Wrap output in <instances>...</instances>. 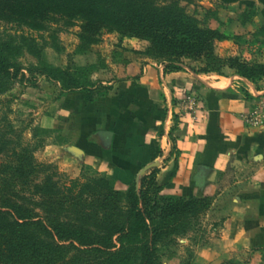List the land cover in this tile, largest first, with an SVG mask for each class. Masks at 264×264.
I'll list each match as a JSON object with an SVG mask.
<instances>
[{"label":"crops","instance_id":"crops-1","mask_svg":"<svg viewBox=\"0 0 264 264\" xmlns=\"http://www.w3.org/2000/svg\"><path fill=\"white\" fill-rule=\"evenodd\" d=\"M213 1L253 12V28L264 27V0ZM231 45L219 42L220 52ZM144 47L121 49L112 58L119 46H101L110 63L103 75L109 90L95 101H86L83 91L48 101L39 123L58 136L48 141L45 157L72 177L83 166L97 170L119 189L159 162L154 170L162 193L223 204L220 254L264 264V124L245 121L264 103V79L243 86L246 98L235 77L190 68L167 72L142 54Z\"/></svg>","mask_w":264,"mask_h":264},{"label":"trees","instance_id":"trees-1","mask_svg":"<svg viewBox=\"0 0 264 264\" xmlns=\"http://www.w3.org/2000/svg\"><path fill=\"white\" fill-rule=\"evenodd\" d=\"M0 19L37 31L52 24L70 28L79 23L80 39L90 46L112 32L147 39L166 57L162 65L167 72L187 69L182 59L217 60L214 42L222 38L157 0H0ZM240 68L241 77L255 78L252 68ZM22 71L0 44V97L14 80L24 77ZM38 71L61 82L65 93L86 92V101L109 90L100 84L81 85L70 68ZM241 92L251 97L244 89ZM45 146L46 139L36 136L33 142L15 143L9 156L14 166L0 164V264H157L158 245L177 230V224L189 225L190 216L197 217L212 205L208 196H162L153 202L150 192L159 196L164 189L157 182V170L142 178L139 191L136 182L126 192L115 191L114 180L106 176L60 184L55 181L58 168L35 158ZM7 147L0 138V155ZM71 251L77 253L69 256Z\"/></svg>","mask_w":264,"mask_h":264},{"label":"rangeland","instance_id":"rangeland-1","mask_svg":"<svg viewBox=\"0 0 264 264\" xmlns=\"http://www.w3.org/2000/svg\"><path fill=\"white\" fill-rule=\"evenodd\" d=\"M157 1L167 9L189 16L201 28L214 31L222 37L214 42L213 55L217 60L182 59L185 66L198 72L207 70V73L202 72L201 74L208 76H233L239 82L237 87L239 90L247 86L246 83L257 85L264 79V27L253 28V12L221 7L213 0ZM81 32L79 23L70 28H65L61 23L52 24L45 30L37 31L27 26L18 27L15 22L0 19L2 49L11 60L16 59L21 64L24 75V77L19 76L17 82L14 80L11 89L0 97V102H2L0 104V138L8 142L6 152L0 155V164L14 166L15 163L10 162L9 156L15 143L24 145L26 142H33L36 136V138H45L47 145L50 138L56 139L58 136L57 132H45L39 123V116L45 111L48 101L59 98L65 92L61 82H55L41 75L39 68L44 67L49 70L70 68L73 77L81 85L97 86L100 84L107 87L108 85H104L103 82H108L109 78L103 75L108 74L110 63L107 61L108 57L105 56L106 52L101 49L105 43L113 44L114 47L119 46L120 50L111 49L112 58L116 57L115 54H122L121 49L131 50L133 48L134 50L141 43L145 45L142 54L150 62L162 64L166 58L159 52H155L154 48H151V41L147 39L112 32L105 34L100 42L90 46L81 41ZM221 41L232 43L228 51L226 50L227 53L220 52L219 42ZM241 65L253 69L255 75L253 80L239 75ZM9 101H11L10 104H8ZM44 149L45 147L37 150L35 158L38 162L52 164L58 168L60 174L55 181L60 184L77 178L89 183L91 180L104 176L97 170L83 166L80 175L72 177L62 171L56 163L48 160L44 155ZM113 188L120 192L128 190L119 189L115 185ZM31 191L32 189L28 191L27 196ZM150 194L153 202L162 196L183 197L162 192L157 196L154 191ZM212 198L210 208L201 212L197 217L190 216V224L187 226L177 224V230L166 238L165 243L158 245L157 264H226L229 261L246 264L225 253L220 254L218 239L223 204L215 203V198ZM76 253L71 251L69 256Z\"/></svg>","mask_w":264,"mask_h":264},{"label":"built area","instance_id":"built-area-1","mask_svg":"<svg viewBox=\"0 0 264 264\" xmlns=\"http://www.w3.org/2000/svg\"><path fill=\"white\" fill-rule=\"evenodd\" d=\"M191 103V102H190ZM192 104V103H191ZM193 111V107L190 108ZM245 121L251 126H260L264 124V103L256 107L245 116Z\"/></svg>","mask_w":264,"mask_h":264},{"label":"water","instance_id":"water-1","mask_svg":"<svg viewBox=\"0 0 264 264\" xmlns=\"http://www.w3.org/2000/svg\"><path fill=\"white\" fill-rule=\"evenodd\" d=\"M78 150V149H76ZM159 162H154L148 166H146L138 175L137 180H136V186H137V190L139 191L140 189V184H141V180L142 178L148 174L150 171L154 170L155 168L159 167Z\"/></svg>","mask_w":264,"mask_h":264}]
</instances>
